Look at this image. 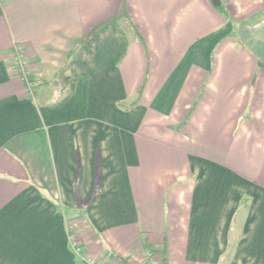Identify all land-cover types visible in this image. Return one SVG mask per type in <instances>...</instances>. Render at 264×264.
<instances>
[{
	"label": "crops",
	"instance_id": "1",
	"mask_svg": "<svg viewBox=\"0 0 264 264\" xmlns=\"http://www.w3.org/2000/svg\"><path fill=\"white\" fill-rule=\"evenodd\" d=\"M147 252L264 264V0H0V264Z\"/></svg>",
	"mask_w": 264,
	"mask_h": 264
},
{
	"label": "built area",
	"instance_id": "2",
	"mask_svg": "<svg viewBox=\"0 0 264 264\" xmlns=\"http://www.w3.org/2000/svg\"><path fill=\"white\" fill-rule=\"evenodd\" d=\"M22 50L23 49L21 48V46L16 45L14 47L12 54V61L14 67H16L18 74L21 76L23 81H25L30 87L31 81L28 78V71H27L28 63ZM76 249L78 252L79 249L78 248ZM81 264H98V262L90 255H82ZM143 264H162V260L159 256L147 252L144 255Z\"/></svg>",
	"mask_w": 264,
	"mask_h": 264
},
{
	"label": "trees",
	"instance_id": "3",
	"mask_svg": "<svg viewBox=\"0 0 264 264\" xmlns=\"http://www.w3.org/2000/svg\"><path fill=\"white\" fill-rule=\"evenodd\" d=\"M118 104H119V105H121V106H123V104H122V103H120V102H119Z\"/></svg>",
	"mask_w": 264,
	"mask_h": 264
}]
</instances>
